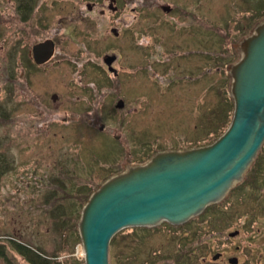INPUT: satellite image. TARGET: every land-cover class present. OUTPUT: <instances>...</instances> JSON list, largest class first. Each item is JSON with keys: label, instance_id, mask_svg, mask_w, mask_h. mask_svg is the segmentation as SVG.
Segmentation results:
<instances>
[{"label": "rangeland", "instance_id": "rangeland-1", "mask_svg": "<svg viewBox=\"0 0 264 264\" xmlns=\"http://www.w3.org/2000/svg\"><path fill=\"white\" fill-rule=\"evenodd\" d=\"M85 1L36 0L22 22L15 1L0 0V264H32L20 246L39 249L45 264H84L77 224L89 196L123 168L124 159L146 162L156 152L212 144L224 133L233 115L228 68L239 59L235 45L264 19V0H197L204 50L190 39L185 57H170L173 69L179 64L186 70L175 71L173 93L165 90L148 112L132 102L131 87L146 80L131 67L125 27L132 15L124 18L126 25L117 24L108 14L88 15ZM187 23L197 30L189 17ZM110 27L126 29L124 36L115 39ZM47 38L55 40L56 53L37 67L30 47ZM94 43L104 54L118 55L113 66L121 77L93 55ZM123 97V109H116ZM102 124L111 132H96ZM261 147L242 183L213 208L181 226L120 231L109 246V264H214L218 252L224 261L217 264H228L229 257L246 264L250 249L252 256L264 239ZM236 231L239 236L229 237Z\"/></svg>", "mask_w": 264, "mask_h": 264}, {"label": "water", "instance_id": "water-1", "mask_svg": "<svg viewBox=\"0 0 264 264\" xmlns=\"http://www.w3.org/2000/svg\"><path fill=\"white\" fill-rule=\"evenodd\" d=\"M235 47L239 59L228 68L233 115L227 129L212 144L156 152L107 178L80 212L84 264H109V246L120 231L184 225L242 183L264 143V19ZM31 53L35 64H44L52 42L34 45Z\"/></svg>", "mask_w": 264, "mask_h": 264}, {"label": "flooded vegetation", "instance_id": "flooded-vegetation-1", "mask_svg": "<svg viewBox=\"0 0 264 264\" xmlns=\"http://www.w3.org/2000/svg\"><path fill=\"white\" fill-rule=\"evenodd\" d=\"M30 2H26L24 5V10H21L19 19L22 22H26L32 16V11L35 9L36 0H29ZM32 1V2H31ZM86 0L85 1V12L90 15L94 14L97 17L105 18V15L108 14V17L118 19L117 24H125V17L128 14L132 15L131 21L129 25L125 28L129 30L128 34H131V54H132V65L135 69V72L144 75L146 80L137 81L131 87V91L135 95L136 98L132 100V102L136 105V102H140L141 105H145L144 111L150 110V105L157 104L159 99L163 98V92L165 90H172L173 93V83H172V75L175 73H180V71H184L186 69L179 68V64H177L178 71L172 68L170 57H185V51L190 47V39L197 40L196 47L199 50H204V39L201 37V33L203 32V17L200 13L201 8L197 6L200 4L197 0H194L196 4L188 5L185 3V0ZM180 1L182 3L180 4ZM185 3V4H183ZM29 9H32L29 10ZM122 16V18H121ZM191 19L195 22L197 30L191 29L187 23V18ZM87 23V32L92 33L94 29L93 20L86 21ZM126 29H121L118 27H110L108 29L109 35H113L115 39H120L124 36V31ZM195 32V33H194ZM197 32V33H196ZM189 36V34H191ZM192 36V37H191ZM247 35H245L246 37ZM191 37V38H189ZM44 41H51L53 47V54L51 58L45 62L44 64L37 65L35 64L32 57V47L36 44L42 43ZM98 43H94L92 46V53L100 54L102 63L106 66L107 71L112 73L115 78L118 76L121 77V74L117 72L114 68V64L118 62V55L113 53L112 55L104 54L105 52L99 51L95 49ZM195 45V44H194ZM89 46V44H88ZM91 47V45L89 46ZM103 50H105V43H102ZM57 49V44L54 39L47 38L43 41L36 42L31 45L28 56L31 59L32 63L37 67H42L51 62V59L54 57ZM196 50V49H195ZM236 50V47H235ZM190 51V50H189ZM104 54V56L102 55ZM103 58V59H102ZM141 63V64H140ZM204 63L200 62L199 67ZM184 67V62L182 63ZM111 68L112 71L109 70ZM201 74H203L201 72ZM202 76V75H201ZM138 77L135 76L136 79ZM155 94V95H154ZM174 98V95H173ZM52 102L57 101V95L51 96ZM126 102L125 97L119 98L117 103L115 104L116 109H123L124 104ZM152 109V108H151ZM135 110V108H134ZM150 112V111H148ZM147 112V113H148ZM134 113V112H132ZM129 113V114H132ZM147 113L145 115H147ZM127 115V114H126ZM111 132L109 129L106 130V126L102 124L96 132ZM129 132H136L134 130H130ZM115 140L116 137H114ZM154 154V153H153ZM152 156V155H151ZM150 156V157H151ZM149 157V158H150ZM145 162V161H144ZM144 162H133L130 160L124 159L121 162V165H140ZM119 170V171H118ZM116 173H119L122 169H118ZM112 174V175H114ZM110 175V176H112ZM108 176V178L110 177ZM261 228L263 227L262 223L259 224ZM260 229V228H259ZM258 229V230H259ZM261 230V229H260ZM264 232V231H263ZM239 231L229 233V237H237L239 236ZM187 245V242L184 241ZM261 248L257 247L255 250V254L251 255V249L249 258L245 261L246 264H254L255 257L257 256V264H264V239ZM188 252L179 256V262H182L183 255L188 256ZM192 252V250H191ZM188 260V258H186ZM220 259H224L222 253L218 252L212 256L210 263L217 264L220 262ZM228 264H240L236 257H229L226 259ZM224 261V260H223ZM209 263V261H207ZM183 263V262H182ZM207 264V263H206Z\"/></svg>", "mask_w": 264, "mask_h": 264}, {"label": "trees", "instance_id": "trees-1", "mask_svg": "<svg viewBox=\"0 0 264 264\" xmlns=\"http://www.w3.org/2000/svg\"><path fill=\"white\" fill-rule=\"evenodd\" d=\"M15 4H16V12L18 13V15L20 16V12L21 10H24V5L26 4V2H30L29 0H14ZM35 1V0H34ZM32 2V1H31ZM32 10V9H29ZM2 156L0 154V163H2ZM7 168V166H6ZM1 173V172H0ZM211 208V207H210ZM213 208V207H212ZM79 215V214H78ZM78 220V219H77ZM20 250V255L23 256V258H27V260L29 262H31L32 264H45V260L42 259V257H40L39 253H41V251L39 249H35L38 253H35L31 250H29L28 248L25 247V249H23L21 246L18 248ZM5 256L4 252H2L0 250V257Z\"/></svg>", "mask_w": 264, "mask_h": 264}]
</instances>
